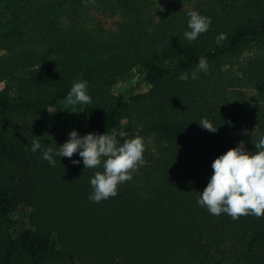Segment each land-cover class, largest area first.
Listing matches in <instances>:
<instances>
[{
	"label": "trees",
	"instance_id": "1",
	"mask_svg": "<svg viewBox=\"0 0 264 264\" xmlns=\"http://www.w3.org/2000/svg\"><path fill=\"white\" fill-rule=\"evenodd\" d=\"M91 2L0 0V46L13 52L0 60V80L22 71L30 86L20 104L0 89V165H9L0 183V264H264V217L215 216L197 202L218 156L247 138L255 152L264 136V0H203L199 13L211 24L191 42L178 1L156 26L143 0H121L122 37L82 26ZM25 37L42 45L16 49ZM253 44L256 55L238 61L237 75L222 67ZM201 56L209 69L193 80ZM136 68L148 91L114 95ZM77 80L87 82L91 103L61 106ZM20 113L40 129L17 125ZM202 118L217 131L203 129ZM245 122L255 127L250 137L239 132ZM73 130L115 134L120 144V131L144 139V163L115 197L89 200L103 169L86 170L78 153L55 156L53 167L31 151L34 140L55 149Z\"/></svg>",
	"mask_w": 264,
	"mask_h": 264
},
{
	"label": "clouds",
	"instance_id": "2",
	"mask_svg": "<svg viewBox=\"0 0 264 264\" xmlns=\"http://www.w3.org/2000/svg\"><path fill=\"white\" fill-rule=\"evenodd\" d=\"M187 15L190 30L184 33V37L191 42L209 30L211 19L196 10H189ZM226 38V34H219L216 38L217 45L222 46ZM208 69L207 59L201 56L197 67L191 72V79H197L198 72L206 73ZM179 79L186 82L189 73L182 72ZM61 103L66 107L90 104L87 82L73 81L70 91ZM198 122L203 129L213 133L217 131V127L207 118ZM119 136L123 139L122 144L118 142L115 134L89 133L80 136L73 130L63 145L55 149H42L41 142L34 140L31 151L42 150V159L53 167L56 164L55 156L71 159L77 153L83 159L86 170L102 167L103 171H96L90 181L93 193L89 200L99 203L115 197L119 185L132 180L133 173L144 163V139L139 135L126 138L127 133L124 131H120ZM255 146V152H248L241 142L240 146L218 156L212 163L213 174L203 192H199L197 200L210 214L219 216L226 213L233 220L248 215L264 217V136L259 138ZM72 162L74 165L80 163L79 160Z\"/></svg>",
	"mask_w": 264,
	"mask_h": 264
},
{
	"label": "rangeland",
	"instance_id": "3",
	"mask_svg": "<svg viewBox=\"0 0 264 264\" xmlns=\"http://www.w3.org/2000/svg\"><path fill=\"white\" fill-rule=\"evenodd\" d=\"M142 3L143 11L150 19L152 25H160L163 21L170 17L172 3L178 1L180 11L186 15L189 10H196L200 12V4L203 0H143ZM126 9L123 7L121 0H94L91 2L86 10L84 19L81 24L86 29L96 28L102 31L105 35L107 34H119L121 37L124 34V25L127 21ZM68 19L66 18V21ZM6 21L5 15L2 14L0 9V34L3 30L4 23ZM37 40H31L24 38V40L16 45V49L24 48L28 43L33 42L34 45L40 47L42 42H36ZM31 43V44H33ZM30 45V44H29ZM257 47L255 44L247 47L238 57H229L224 59L222 67L226 69L229 74L237 75L236 66L239 60H245L249 57L256 55ZM13 52L7 48L0 46V60L5 57H9ZM138 68L134 69L128 75L120 78L118 83L113 87L112 92L114 95L123 94L127 99L137 93H145L150 88L147 81L138 77ZM230 89H243L250 95H253L254 91L251 87L241 86L237 83H230ZM0 89L7 91L12 97L13 101L20 104L23 99L30 93V86L25 78V73L20 71L12 76H7L0 80ZM61 106L64 104L59 102ZM81 105V104H79ZM79 105L72 106L71 108L76 109ZM16 123L23 128L32 130L34 128L40 129L36 123V119L32 115L25 113L18 114ZM41 127V126H40ZM239 132L244 134L246 137H250L255 132V127L249 122H245L240 125ZM247 138L243 143L244 147L248 152H253V146L248 142ZM9 171V165H0V183L3 181L4 173Z\"/></svg>",
	"mask_w": 264,
	"mask_h": 264
}]
</instances>
